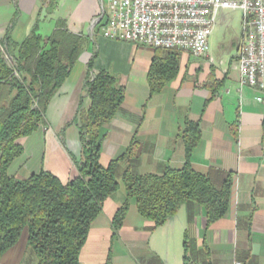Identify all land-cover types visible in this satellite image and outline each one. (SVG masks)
Segmentation results:
<instances>
[{
	"label": "crops",
	"instance_id": "0c3cea01",
	"mask_svg": "<svg viewBox=\"0 0 264 264\" xmlns=\"http://www.w3.org/2000/svg\"><path fill=\"white\" fill-rule=\"evenodd\" d=\"M106 0H0L1 38L10 34L21 43L35 29L49 35L59 19L86 37V43L56 95L48 104L45 123L21 138L22 155L9 174L26 178L47 170L66 181L75 175L81 157L76 113L89 100L85 83L99 69L124 87V98L114 117L102 126L100 162L116 160L114 175L124 171L160 174L185 162L179 136L186 120L195 121L201 138L192 151L191 165L218 180L231 173L233 188L225 215L206 225L204 209L187 201L163 225L151 230L130 200L122 226L114 232L112 218L125 200L121 187L104 202L79 254V264H183L184 253L193 264H264V104L257 91L239 84L237 50L242 31L231 43L228 61L218 65L209 52L201 57L181 50L178 71L160 91L152 92L148 74L152 64L170 53L134 43L110 40L93 20ZM220 19L224 20L222 12ZM93 58V70L87 63ZM118 177V178H117ZM112 259V260H111ZM0 264H37L24 231L0 257Z\"/></svg>",
	"mask_w": 264,
	"mask_h": 264
},
{
	"label": "trees",
	"instance_id": "16d2710c",
	"mask_svg": "<svg viewBox=\"0 0 264 264\" xmlns=\"http://www.w3.org/2000/svg\"><path fill=\"white\" fill-rule=\"evenodd\" d=\"M1 39L0 257L25 231L37 264H79L92 223L120 185L114 175L117 159L103 165L100 154L102 126L111 121L122 104L124 87L104 69L86 80L89 104L79 107L74 117L81 142L74 176L62 181L41 169L17 178L9 174V169L23 153L20 139L45 123L48 104L69 76L86 37L71 32L59 19L47 36L34 29L21 43L13 42L10 34ZM166 51L170 53L168 58L150 68L148 83L152 92L160 91L178 71L177 56L173 54L176 50ZM93 66L91 58L88 73ZM261 126L264 132V110ZM179 136L185 145V162L180 168L167 166L160 174L124 171L125 200L113 215L114 232L122 226L132 199L138 213L152 222L151 230L173 217L187 201L203 207L207 226L225 215L233 188L231 173L214 180L192 167V151L201 138L197 122L186 120ZM105 264H110L109 259ZM183 264H193L186 252Z\"/></svg>",
	"mask_w": 264,
	"mask_h": 264
},
{
	"label": "built area",
	"instance_id": "2783aa9c",
	"mask_svg": "<svg viewBox=\"0 0 264 264\" xmlns=\"http://www.w3.org/2000/svg\"><path fill=\"white\" fill-rule=\"evenodd\" d=\"M225 9L241 11L239 84L255 89V101L264 103V0H106L93 24L110 40L201 57Z\"/></svg>",
	"mask_w": 264,
	"mask_h": 264
},
{
	"label": "rangeland",
	"instance_id": "374dc122",
	"mask_svg": "<svg viewBox=\"0 0 264 264\" xmlns=\"http://www.w3.org/2000/svg\"><path fill=\"white\" fill-rule=\"evenodd\" d=\"M221 12L224 16V20L219 18ZM4 28L5 27L1 25L0 30ZM241 31V11L239 9H225L219 12L217 22L209 36L211 49L210 58L215 60V65H218L220 58H222L225 63L228 61L229 46L231 43H235V39L240 35ZM1 46L4 47V43L0 34V47ZM117 180L120 184L119 187H121V191L125 192L122 179L118 178Z\"/></svg>",
	"mask_w": 264,
	"mask_h": 264
}]
</instances>
